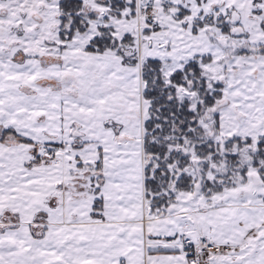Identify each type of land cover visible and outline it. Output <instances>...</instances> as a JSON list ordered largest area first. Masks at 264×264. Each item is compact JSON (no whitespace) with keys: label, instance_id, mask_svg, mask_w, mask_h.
Masks as SVG:
<instances>
[{"label":"snow or ice","instance_id":"6c2138e0","mask_svg":"<svg viewBox=\"0 0 264 264\" xmlns=\"http://www.w3.org/2000/svg\"><path fill=\"white\" fill-rule=\"evenodd\" d=\"M0 264H264V0H0Z\"/></svg>","mask_w":264,"mask_h":264}]
</instances>
